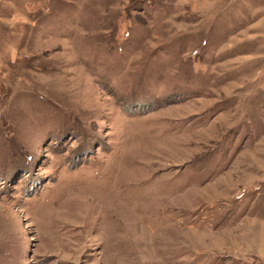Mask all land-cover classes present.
Listing matches in <instances>:
<instances>
[{
  "label": "rangeland",
  "instance_id": "1",
  "mask_svg": "<svg viewBox=\"0 0 264 264\" xmlns=\"http://www.w3.org/2000/svg\"><path fill=\"white\" fill-rule=\"evenodd\" d=\"M0 264H264V0H0Z\"/></svg>",
  "mask_w": 264,
  "mask_h": 264
}]
</instances>
